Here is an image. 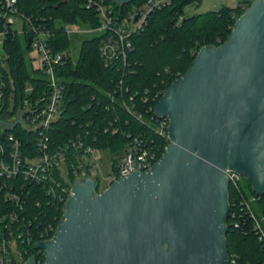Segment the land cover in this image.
<instances>
[{
	"label": "water",
	"instance_id": "obj_1",
	"mask_svg": "<svg viewBox=\"0 0 264 264\" xmlns=\"http://www.w3.org/2000/svg\"><path fill=\"white\" fill-rule=\"evenodd\" d=\"M154 110L169 119L164 154L99 193L76 179L54 235L34 245L41 264H228L226 170L264 193V0L202 46Z\"/></svg>",
	"mask_w": 264,
	"mask_h": 264
},
{
	"label": "trees",
	"instance_id": "obj_2",
	"mask_svg": "<svg viewBox=\"0 0 264 264\" xmlns=\"http://www.w3.org/2000/svg\"><path fill=\"white\" fill-rule=\"evenodd\" d=\"M121 11H127L142 0L119 4L110 0ZM198 0H173L171 5L153 12L143 31L131 37L133 49L128 61L123 65L117 61L105 65L100 52L99 36H91L82 40L77 61L73 62L68 54L70 39L62 29H56V21L82 26H95L99 23L94 8H87V0H18V10L31 18L33 24L42 21L52 31L51 44L59 51H64V63L56 68L57 76L65 84L62 93L63 107L60 117L46 132L52 147L67 143L76 136H81L97 149L108 150L119 155L127 140L128 132L146 129L119 104L120 95L116 94L111 101L107 93H113L119 80L122 79V95L128 100L133 95L136 111L144 116H154V106L164 90L192 64L198 50L205 45L218 46L229 36L234 22L242 14L239 4H251L250 0H242L235 7L223 6L216 11L184 15V7ZM32 32L25 26L23 34H7L2 45L6 55L8 71L1 68L0 82L4 81V98L0 103V117L12 115L21 102L27 83L47 93V80L43 73L32 66L29 58ZM28 59V60H27ZM14 86L13 101H9L10 82ZM125 88L127 91L125 93ZM125 93V95H124ZM144 98L146 101H142ZM10 104L13 105L8 110ZM150 108V110H149ZM149 114H145V110ZM157 119V117H156ZM126 121V122H125ZM125 122V123H124ZM121 124V132H113L108 126ZM106 128H110L105 131ZM127 132V133H126ZM12 133L21 140L23 155L32 158L39 153V131L23 130L20 125L12 129ZM156 143H165V137L147 130ZM117 156L113 157L112 166ZM12 180V181H11ZM242 185L241 192L228 186L229 211L226 218L227 252L238 256V264H260L264 256L262 242L251 229L249 216L240 212L239 199L255 194L252 184ZM9 183V182H7ZM14 184V179H10ZM15 186V184H14ZM42 187L34 184L25 185L23 209L17 213L27 220L36 217L42 224L56 222L61 210L51 203ZM29 191L27 194L26 192ZM0 192V216L12 209L10 201ZM39 201L37 205L35 202ZM241 213L239 227L232 225ZM3 225L0 223V234ZM30 250L36 253L32 247ZM41 260L43 257L41 256Z\"/></svg>",
	"mask_w": 264,
	"mask_h": 264
},
{
	"label": "built area",
	"instance_id": "obj_3",
	"mask_svg": "<svg viewBox=\"0 0 264 264\" xmlns=\"http://www.w3.org/2000/svg\"><path fill=\"white\" fill-rule=\"evenodd\" d=\"M17 2L18 0H0V62L2 61L0 68L6 62V55L2 49L5 37L9 33L23 34L26 26L32 32L31 50H35L39 56L40 64L36 69H39L46 78L48 91L45 93V91L35 88L33 84L27 83L16 111L10 116L0 117V120H12L26 110L8 128L0 126V192L3 191L5 199L12 204V209L0 216V223L3 225V232L0 234V264H24L31 256L35 257L36 264H41L44 255L42 250L35 249L34 245L36 242L50 239L54 235L62 217L64 203L72 194L71 188L74 181L87 177L93 178L98 183L96 191L99 193L119 177H126L135 170L149 169L164 154L171 142L168 136L169 119L157 117L154 109V116H144L142 112L136 111L134 103H130L134 96L128 94L127 98L130 102H127V99L122 95L123 84L120 79L114 92H108L107 96L112 101L114 96L120 92L119 104L122 109H125L146 129L128 132L127 140L119 155L108 150L97 149L88 142L85 143L79 135L58 148L52 147L46 132L58 120L62 112V93L65 84L57 76L56 68L63 65L65 52L55 49L51 44L53 34L51 29L42 21L33 24L30 17L18 10ZM172 2L173 0H142L124 12L104 0H87L86 7L94 8L98 14L99 23L97 25L75 26V24L63 23L58 20L55 28L62 29L68 38L71 33L79 31L99 36V52L105 65L109 66L117 61L125 65L129 53L133 49L131 37L144 30L153 12L171 5ZM239 6L242 11L248 7L243 2ZM80 27L83 29H79ZM9 82L11 89L8 95L9 101H13L12 79H9ZM4 86V81H1L0 103L4 98ZM124 90L126 93L127 88ZM141 100L146 101L144 98ZM12 107L13 105L10 104L8 110H11ZM149 110H145V114H149ZM17 125H20L23 130L39 131L38 155L32 158L23 155L21 140L12 133V129ZM108 126L113 132L123 130L121 124ZM110 128H106L105 131ZM148 129L165 137V143H156V140L147 133ZM103 151H108L112 156L105 178L107 186L104 189H99L96 171L101 160H98L97 154H102ZM114 156H117V160L112 166ZM225 173L228 186L230 185L235 191L241 192V181L244 178L233 170H226ZM12 178L15 186L10 183ZM26 184L41 186L42 192L51 200V203L61 210L56 222L42 224L40 220L37 221L36 217L27 220L17 213L24 206L23 196ZM35 203L38 205L39 201ZM238 203H240V212L249 216L251 229L264 247V193L256 192L247 197L243 196ZM239 215L240 217L237 219L233 213L231 223L235 228L239 227L240 218H243L241 213L237 214V216ZM31 247L37 252L33 253L30 250ZM41 256L43 260H41ZM228 264H238V256L228 253ZM260 264H264V256L260 259Z\"/></svg>",
	"mask_w": 264,
	"mask_h": 264
},
{
	"label": "rangeland",
	"instance_id": "obj_4",
	"mask_svg": "<svg viewBox=\"0 0 264 264\" xmlns=\"http://www.w3.org/2000/svg\"><path fill=\"white\" fill-rule=\"evenodd\" d=\"M240 1L242 0H198L190 4H187L184 7V15L189 16V15L196 14V13L216 11V10H219L223 6L235 7ZM74 24L75 26H78V25L82 26L80 24H76V23ZM79 29H83V28L80 27ZM91 36H93V33L83 32V31L71 33L70 38H69L70 46L68 49V54L71 57L73 62L77 61L82 40L87 39ZM29 56H30L32 65L35 68L38 67V65L40 64L38 53L35 50H31L29 53ZM1 62H0V65H1ZM2 68L8 71V64L4 62ZM0 71H1V68H0ZM111 156L112 154L109 153L108 151H103L102 154L101 153L97 154L98 160L99 159L101 160L98 166V169L96 171V176L99 182V189H104L107 186L105 178L107 177L106 173L109 171V167H110L109 160L111 159ZM241 183L245 187L246 183L244 182V180H242Z\"/></svg>",
	"mask_w": 264,
	"mask_h": 264
}]
</instances>
